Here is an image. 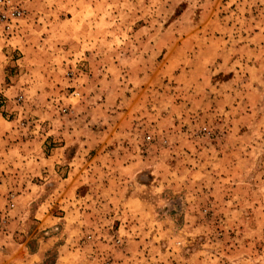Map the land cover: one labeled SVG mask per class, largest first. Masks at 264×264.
I'll return each instance as SVG.
<instances>
[{
  "label": "rangeland",
  "instance_id": "obj_1",
  "mask_svg": "<svg viewBox=\"0 0 264 264\" xmlns=\"http://www.w3.org/2000/svg\"><path fill=\"white\" fill-rule=\"evenodd\" d=\"M2 14L0 264H264V0Z\"/></svg>",
  "mask_w": 264,
  "mask_h": 264
},
{
  "label": "crops",
  "instance_id": "obj_2",
  "mask_svg": "<svg viewBox=\"0 0 264 264\" xmlns=\"http://www.w3.org/2000/svg\"><path fill=\"white\" fill-rule=\"evenodd\" d=\"M5 71H6V66H0V81H1V79H2V77L4 76V73H5ZM2 76V77H1ZM3 80V79H2ZM1 84V83H0ZM1 87V86H0ZM16 87L15 86H12V85H9V87H4L3 88V91H1V89H0V92H3V93H5V95H9V96H11L15 91H16V89H15ZM1 119H3V115H0V120Z\"/></svg>",
  "mask_w": 264,
  "mask_h": 264
},
{
  "label": "built area",
  "instance_id": "obj_3",
  "mask_svg": "<svg viewBox=\"0 0 264 264\" xmlns=\"http://www.w3.org/2000/svg\"><path fill=\"white\" fill-rule=\"evenodd\" d=\"M17 14H18L17 10H14V11L10 12V15L12 17H15ZM8 15L9 14H2L0 17H1L2 20H6L8 18Z\"/></svg>",
  "mask_w": 264,
  "mask_h": 264
}]
</instances>
